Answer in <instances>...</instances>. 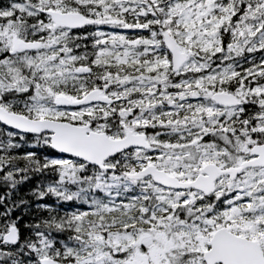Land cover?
I'll return each mask as SVG.
<instances>
[{"label":"snow or ice","instance_id":"1","mask_svg":"<svg viewBox=\"0 0 264 264\" xmlns=\"http://www.w3.org/2000/svg\"><path fill=\"white\" fill-rule=\"evenodd\" d=\"M0 189V264H264V0H0Z\"/></svg>","mask_w":264,"mask_h":264},{"label":"trees","instance_id":"2","mask_svg":"<svg viewBox=\"0 0 264 264\" xmlns=\"http://www.w3.org/2000/svg\"><path fill=\"white\" fill-rule=\"evenodd\" d=\"M26 190V189H25ZM0 191H2V189H0Z\"/></svg>","mask_w":264,"mask_h":264}]
</instances>
